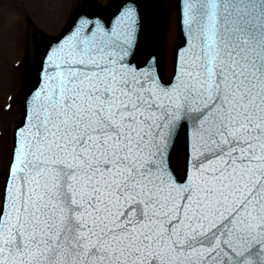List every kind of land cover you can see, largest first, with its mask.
<instances>
[{
    "label": "snow or ice",
    "instance_id": "obj_1",
    "mask_svg": "<svg viewBox=\"0 0 264 264\" xmlns=\"http://www.w3.org/2000/svg\"><path fill=\"white\" fill-rule=\"evenodd\" d=\"M185 3L171 81L129 62L134 8L50 49L0 199V264H264V0Z\"/></svg>",
    "mask_w": 264,
    "mask_h": 264
},
{
    "label": "rangeland",
    "instance_id": "obj_2",
    "mask_svg": "<svg viewBox=\"0 0 264 264\" xmlns=\"http://www.w3.org/2000/svg\"><path fill=\"white\" fill-rule=\"evenodd\" d=\"M163 1L167 2L170 11V24L165 33L166 40L162 43L165 52L164 71L166 77L171 78L178 46L175 37L177 12L173 0ZM77 4L78 0H0V199L11 162L13 129L21 116L22 59L28 40L26 19L32 18L37 27L57 35ZM185 151V147H182L177 156L181 174L186 170Z\"/></svg>",
    "mask_w": 264,
    "mask_h": 264
},
{
    "label": "water",
    "instance_id": "obj_3",
    "mask_svg": "<svg viewBox=\"0 0 264 264\" xmlns=\"http://www.w3.org/2000/svg\"><path fill=\"white\" fill-rule=\"evenodd\" d=\"M176 5L179 14L180 29L183 33L178 50H182L185 48V39L188 32L186 23L187 5L185 0H176ZM129 8L135 9L140 26L138 27L135 42L128 60L135 67L144 69L147 66H141V57L149 48L150 36L152 32L158 27V25L166 26L168 22L164 7H161V9L159 8V15H157L153 10H151L149 0H114L108 7L100 5L96 0H89V4L87 6H83V3H81L79 8L74 13V16L58 37L50 36L43 31L35 29L31 21H29V45L27 48L24 67V81L21 90L23 116L21 118L20 125L14 130V148L16 147L17 129L24 128L26 121L30 122L32 119L33 108L35 106L34 96L37 90L41 87V72L42 69H46L47 67L43 62L50 49L56 47L58 41H61L62 38L66 39L78 28L81 29L84 34H88L91 29H95L97 26H101L106 30L113 29L118 25L121 14ZM93 20H97L98 24L93 25ZM42 54L43 57H41ZM151 57H153V60L156 61L155 67L157 72L162 75L165 80L163 74V53L161 49H154L151 53ZM182 144L186 145L188 160V138L184 134H181L179 139L175 142V146L169 156V164L177 174L179 169L177 152Z\"/></svg>",
    "mask_w": 264,
    "mask_h": 264
},
{
    "label": "bare ground",
    "instance_id": "obj_4",
    "mask_svg": "<svg viewBox=\"0 0 264 264\" xmlns=\"http://www.w3.org/2000/svg\"><path fill=\"white\" fill-rule=\"evenodd\" d=\"M175 31H176V34H175V37H176V40L178 39V37H179V35H178V27H177V25L175 26Z\"/></svg>",
    "mask_w": 264,
    "mask_h": 264
}]
</instances>
